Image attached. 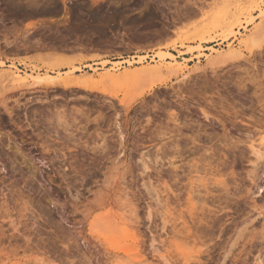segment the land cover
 <instances>
[{
  "label": "rangeland",
  "instance_id": "rangeland-1",
  "mask_svg": "<svg viewBox=\"0 0 264 264\" xmlns=\"http://www.w3.org/2000/svg\"><path fill=\"white\" fill-rule=\"evenodd\" d=\"M238 1L0 0L4 71L132 74L93 92L0 83V264H264V42L195 58L228 50L206 31ZM165 51L188 66L147 91L135 74Z\"/></svg>",
  "mask_w": 264,
  "mask_h": 264
},
{
  "label": "bare ground",
  "instance_id": "bare-ground-1",
  "mask_svg": "<svg viewBox=\"0 0 264 264\" xmlns=\"http://www.w3.org/2000/svg\"><path fill=\"white\" fill-rule=\"evenodd\" d=\"M214 13H216V11ZM244 19H246V21H244L246 23L242 24V20H244ZM259 20L261 21V23H258V25H256L257 21H259ZM250 27H253V28L251 30H248V28H250ZM202 28H204V27H202ZM205 28H206V26H205ZM242 30L244 32H242ZM246 30H248V31H246ZM211 32L212 33H221V35H220L221 38L219 40L209 41V43L220 41L221 42L220 44H222V45L226 42H227V44H229L228 46L226 45L227 47H229L228 50L225 52H222V53H218V50H216V48L215 49H212L211 47L205 48L204 46H202V44H200L197 47L198 52H197L195 58H197V60H200L205 56L204 58L211 65H219V64L225 63L228 60L240 59L243 57L245 51H249L251 53L255 49L257 50V48H261V46L263 45V42H264V0H241V1L236 2V4H233V3L224 4V6L222 8V16L217 18V20H215V22L212 24V27L206 31V33H208V34ZM204 39H206V38H204ZM235 42H239L238 43L240 45V46H238L239 48L232 47ZM208 50H210L211 55L205 53V51L207 52ZM178 52H179L178 54H174L173 52H167V51L156 53V55L153 56V58H152V62L155 65L153 64L154 66L141 69L139 71V74L138 73L135 74V76H138V77L144 76L148 79H152V81H151L152 84L148 85L147 91H149V90L151 91L154 88L153 87L154 83L157 80L156 76H157V74L161 73L162 71L166 70L169 72H177L178 70L182 71V70H185L187 68V66H188L187 63H188L189 59H187L185 57L186 53H183L182 51H178ZM214 54H216L215 57L211 58V56H213ZM145 59H146V56H139L138 58L136 57L133 61L132 60H129V61L126 60V61L116 62V63L112 62V63H110L111 64L110 69L118 70V69H120L119 68L120 64H124V63H126V65L130 64L133 66H134V64H140L141 65V63L143 64L145 62ZM115 64H119V65H115ZM5 66H7V65L4 62H0V83L1 82L2 83L14 82V83H19V84H26V83L30 82L29 84L33 85L34 87L35 86L45 87V88H47V87L48 88L49 87H52V88H54V87L60 88L61 87L62 88L63 87L64 89H67V90H68V88H71V89L72 88H76V89L82 88L86 91L91 90L92 92L94 90L100 91L95 86L99 83H103L107 80L119 78V77H123V76L131 77L130 75H132V74H130L131 72H128L125 75H119V76H114L113 74H107L106 73V74L102 75L101 78H97L98 75L96 73H98V70L100 68L98 69L97 67H95L93 65L86 67L89 70L84 75H79L81 72L84 71V68L79 67V66L74 67V68H70V69L67 68V71H65V72H60V73L59 72L58 73H54V72L49 73L48 72V73H43V74H40L37 71H33L30 73L23 72L14 64L10 65L9 66L10 67L9 72H6L7 70L4 71ZM101 66H103V65H101ZM21 72H23L24 75H22ZM0 90H2V89L0 88ZM101 93H104V91ZM104 94H106V93H104ZM130 104L128 106H130ZM123 105L127 106V103H123ZM258 141H259V144H256V145H258V147H260V146L263 147L264 146V135ZM256 145H254V143L252 145V149H255L254 150L255 154H256L255 151H258L259 149H261V148L258 149ZM257 158H259V156ZM170 166H172V165H170ZM206 173H208V172H206ZM200 176H202V174L199 175V177L197 176L196 182L192 181V183H191L193 186L191 187L189 194H188L189 200H193V201L195 200L194 196H195V193L198 192V191H196L198 186L195 187L194 184L196 183V185H197V182H199ZM205 176H207V175H205ZM199 185H201V184H199ZM194 189H196V190H194ZM155 196H154L155 200L157 202H160V200H161V197H159L160 195L158 196V194H157ZM162 205H163V203H162ZM168 224H169L168 221L165 219V221L163 223V226L165 229L168 226ZM177 234L178 233H176V231L172 232V234H171L172 238L175 239V237H179L180 233L178 235ZM178 240H180V239H178ZM118 246L119 245H117L116 248ZM122 246H124V245H122ZM126 247H127V245L125 246V248ZM125 248H122L121 252H123L125 254H129L130 251L127 248L126 249ZM187 249H189V248H187ZM191 258H189V259H191ZM167 263H169V261H167Z\"/></svg>",
  "mask_w": 264,
  "mask_h": 264
}]
</instances>
